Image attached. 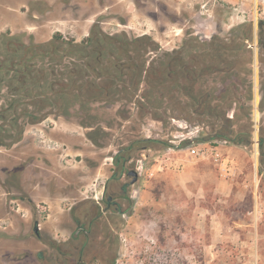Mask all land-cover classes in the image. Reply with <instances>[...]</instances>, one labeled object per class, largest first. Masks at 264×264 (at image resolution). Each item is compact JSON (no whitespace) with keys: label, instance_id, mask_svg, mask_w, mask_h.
<instances>
[{"label":"rangeland","instance_id":"rangeland-1","mask_svg":"<svg viewBox=\"0 0 264 264\" xmlns=\"http://www.w3.org/2000/svg\"><path fill=\"white\" fill-rule=\"evenodd\" d=\"M5 10L24 16L29 29H19V17L16 23L11 17L5 19L12 22L9 25L3 19V53L20 41L49 43L55 32L80 42L92 29L94 37H99L97 46H108L107 54L97 55L103 63L109 53L120 50L107 66L109 70L117 69V62L123 66L131 63L132 56L119 47V41L125 40L121 32L126 31L137 47L152 46V50H179L185 39L202 40L185 48L188 62L194 63L199 54H208L213 47L208 40L214 45L218 38H233L239 26L247 34L250 26L264 21V0H0L1 14ZM8 38L12 40L6 46ZM175 56L165 59L172 61ZM244 73L245 77H204L195 85L194 93L208 90L215 97L226 87L246 86L253 79L254 89L243 90L245 101L236 95L228 110L233 119L225 123H215V117L201 113L202 105L195 106L193 101L192 108L198 111L186 108L183 113L179 108L186 105L183 100L189 104V98L181 91L187 89L174 92L179 100L170 104L165 97L159 98V88L149 87L151 83L130 89L126 84L117 85L118 75L125 81L127 76L115 73L103 85L108 89L115 79L107 101L102 98L87 104V111L74 112L58 123L48 119L31 126L32 132L12 149H1L0 224L15 230L5 239L17 249L20 243L29 248L22 254L16 251L10 261L60 264L42 258L43 252L55 251L41 235L54 244L67 238L63 225L69 223V207L86 196H100L102 180L113 166L112 155L134 143L132 150L124 152L131 165L142 164L140 180L134 186V205L117 218L111 236L104 234L103 243L115 246L114 250L99 253L93 264H264V173L259 167V144L251 141L258 140L264 124V74L260 76L259 70ZM174 89L179 91L175 87L171 91ZM129 90L140 96L149 93L152 105L140 108ZM86 124L94 128H86ZM190 133L202 140L218 133L244 140L241 145L222 138L196 142L219 145L234 160L231 173H225L212 159L189 156ZM147 137L166 144L139 141ZM177 159L183 161L182 167L176 166ZM43 206L46 212L38 220L35 210ZM36 221L40 223L38 235Z\"/></svg>","mask_w":264,"mask_h":264},{"label":"flooded vegetation","instance_id":"flooded-vegetation-1","mask_svg":"<svg viewBox=\"0 0 264 264\" xmlns=\"http://www.w3.org/2000/svg\"><path fill=\"white\" fill-rule=\"evenodd\" d=\"M234 31L236 33L233 38H218L215 40L214 45L211 44L212 39L208 40L209 45L213 47H211L208 54L202 55H208V57L203 58H208L207 63H212L213 66L201 71L195 70L192 61L188 62L189 58L187 59L184 54L189 43L192 45L202 43V40L195 38H192V40L185 39L183 49L168 51L176 53V56L173 57L172 61H167L165 59L167 51L163 48L159 47L152 50V46L141 48L139 45L137 47L134 43L130 44L128 42L127 39L130 38L126 31L121 32L120 37L123 40L125 39V42L119 41V47L123 50H129L126 53L132 55L131 63L122 69L113 70H109L107 66L117 59L120 50L109 53L110 58L104 63L102 59L93 57L92 53L87 55L83 51L82 53L64 54L62 50H55L48 55L47 48H43L48 42L44 44L29 42L26 44L20 41L13 48H8L10 51L7 50L3 53L0 50V112H3V115L0 113V140L8 143V145L0 144V152L1 149L8 151L12 149L15 144L23 140L24 136L32 132V127H37L48 119L58 123L62 118H69L74 112L87 111V104L95 103L94 97L96 95L106 96V98H103V102L107 101L109 96L112 95L110 91L115 85V81L114 84L110 81L108 89L103 85L115 73L127 76V80L122 81V77L120 78L118 75L117 85L126 84L130 89L132 87L138 88L140 83H151L152 86L149 87L152 89L159 88L161 91L159 92V98L163 99L165 97L170 104L179 100L175 98L177 92L179 93L181 89H187L188 92L181 91L189 98V104L183 100L186 105L179 108L183 113H186V108H189L190 112H195L197 110L195 106L202 105L203 108H200L201 113H206L211 117L214 116L215 123L219 121L227 122L222 120L224 115L232 120L233 117L228 111L230 104L236 100L237 94L239 100H246V94L243 90L247 89L248 93L250 89H254L253 79H250L249 85L246 86L234 84V88L226 87L224 91L217 92L215 97L211 91L203 90L197 94L194 93L197 91L194 89L196 83L204 77H218L219 74H221V78L230 75L245 77L244 71L249 72L251 75L256 70L257 72L259 70L260 76L264 74V21H261L256 27L254 25L250 26L247 34L244 33V26H239ZM91 33L92 29L85 38ZM85 38L80 42H76V40L74 42L81 44ZM63 39L65 41L71 40L65 39L64 36ZM10 40L12 38H8L6 46L10 44ZM0 42H2L1 38ZM91 47L92 45H87L84 48L89 50ZM107 47L105 45L103 50L107 51ZM148 49L151 50L148 51ZM254 49L256 51L251 56L250 52ZM223 56L227 58L226 62H220V58ZM235 60L239 62L241 60L242 65L234 63ZM167 63L170 70L164 68ZM67 64L71 67H75V65L77 67L74 79L64 75V66ZM240 70H244L242 75L238 74ZM100 75L101 78H106L104 80L97 79L96 81V76L100 78ZM131 80H134V82ZM62 81H66L64 84L66 89L59 88L56 84L58 82L62 84ZM173 87L179 91H175V89L171 91ZM131 91L129 90V95L132 97V101L135 104L140 103V108L152 105L151 100H149V93L144 92L140 96L139 92L134 95ZM139 97H141V100ZM217 98L220 99V103ZM192 101L195 105L193 108ZM243 106L244 102L241 108ZM90 127L94 128L86 124V128ZM33 134H36V132L34 131ZM190 135L188 140L193 144L215 138H222V140H229L233 143V140L237 139L236 137L230 138L229 134L225 133H218L217 136L213 135L203 140L191 133ZM139 141H157L166 144L162 140L151 137ZM256 141L259 144V138ZM252 143H254V140H252ZM135 145L132 143L127 147L120 148L112 155L113 166L110 174L102 180L100 196L96 195L92 199L86 196L81 203L74 202L69 207V223L67 226L63 225V229L67 230L68 233L67 238L59 239L57 244H54L51 242V238L41 235L46 245L55 251L47 250L45 254L43 252L42 258L46 262L53 260L60 264H93L98 259L99 253H110L114 250L115 246L103 243V238L105 233L111 236L117 218L128 214L134 205V186L140 180L142 164L137 161V164L131 165V159L124 152L132 150ZM144 147L147 148L148 146L144 145ZM130 171H135L137 174L130 173ZM134 179L135 181H133ZM35 213L38 220L43 219L39 207L36 208ZM39 226V221H36L34 230L37 235L39 234ZM36 228L38 231H36Z\"/></svg>","mask_w":264,"mask_h":264},{"label":"trees","instance_id":"trees-1","mask_svg":"<svg viewBox=\"0 0 264 264\" xmlns=\"http://www.w3.org/2000/svg\"><path fill=\"white\" fill-rule=\"evenodd\" d=\"M92 35H89L87 38H85L81 44H77L74 42V39H71L69 41H65L63 39V35L62 33L60 32H56L53 36V40H51L47 45L43 46V48H47V54L49 55V53H53L55 50H63L62 52H64V54H68V53H71V54H74L76 52H85L87 55H91V53L93 54L92 56L95 57V58H100L99 56H97L98 54H106V51L103 50L102 48V44L99 48L98 45V38H95L93 33H91ZM106 40L107 39H112V37H109V36H105ZM141 38H144V37H141ZM139 38V39H141ZM105 40V41H106ZM128 42L130 44H133L134 42L133 41H129V39H127ZM87 45H92V47L87 50L85 49L84 47H86ZM52 49V50H51ZM119 50V49H118ZM45 52V51H43ZM129 52V50L127 51ZM174 55V53H170V52H166L165 53V56H172ZM129 56H132L131 54H129ZM202 56V57H200ZM198 60H196L193 64L195 67H193L195 70H205L207 68H211L213 66V64H209L207 63L206 60L203 59V57H206V55H198ZM211 59V58H210ZM220 62H226L227 61V58L225 56L221 57L220 58ZM171 61V60H169ZM217 63V62H216ZM234 63L238 64V65H242V62L240 60L239 61H234ZM119 65H117V69H122L124 68L125 66L121 65L120 63H118ZM237 65V66H238ZM184 66V65H183ZM127 67V66H126ZM76 65L75 67L74 66H69L68 64L66 66H64V75L68 76L69 78H73L74 79V75L76 74ZM165 69H169V65L168 63L165 65L164 67ZM102 76L100 75V78L99 76H96L95 80L97 81V79H100V80H104L106 77H103L101 78ZM122 81H125L124 79H121ZM61 81V80H60ZM66 83V81H62V84H60L59 82L56 83L58 84V87L61 88L63 87L64 89H66V87H64V84ZM96 84H98V82H96ZM106 84V83H105ZM110 84V82L108 83ZM113 84H114V80H113ZM100 98H95V101H98L102 98H106V96H98ZM209 105H210V102H209ZM211 111V110H210ZM2 115H3V112H0ZM223 121H231L230 118L226 115L223 116L222 118ZM16 122H18L16 120ZM94 142H96V140H93ZM235 144H245V141L244 140H233ZM252 141V140H251ZM249 142V141H248ZM0 144H5V145H8V143L6 142H3L0 140ZM259 157H260V172L261 173H264V124L260 126L259 128Z\"/></svg>","mask_w":264,"mask_h":264},{"label":"crops","instance_id":"crops-1","mask_svg":"<svg viewBox=\"0 0 264 264\" xmlns=\"http://www.w3.org/2000/svg\"><path fill=\"white\" fill-rule=\"evenodd\" d=\"M3 13H4V15H3ZM10 17L13 19V23H16V21H14V20L17 17H19L21 19L20 24H19L20 30L29 29L28 28L29 26L26 24V20H25L24 16H21L17 13L11 14V12L6 11V10L4 12H2V14L0 11V28H1V24H2L3 19L5 20L8 18L10 20ZM9 20H5L6 25H9L12 23V22L10 23ZM59 139L61 140V138H59ZM206 144H209V143H206ZM215 145H217V144H215ZM64 146H66L65 148H67V150H68V146L67 145H64ZM218 148L221 149L219 145H218ZM48 151H51V150H48ZM178 151H181V149L179 148ZM8 229H9V226H6L4 224H0V264H16L14 261L13 262L10 261V258H14L16 256V251H18L19 254H22V253L26 252V250L29 249L27 247V244H24V243H20L19 248L17 249L15 244L10 243V239H5V237L9 236L10 233H15L14 232L15 230H12V232H11ZM11 237H8V238H11ZM11 239H13V238H11ZM5 240H8V241H5ZM13 240H15V239H13ZM24 242H26V241H24ZM3 258H5V260H3Z\"/></svg>","mask_w":264,"mask_h":264},{"label":"built area","instance_id":"built-area-1","mask_svg":"<svg viewBox=\"0 0 264 264\" xmlns=\"http://www.w3.org/2000/svg\"><path fill=\"white\" fill-rule=\"evenodd\" d=\"M189 150L188 154L191 157L199 159H212L215 160L219 165L220 169L223 171L231 173L232 168L229 166L234 164V160H229V157H226L223 152L218 148V145L215 144H206V143H195L190 147L186 148V151ZM176 166L182 167L183 161L180 159L176 160ZM41 212L45 213L46 208L43 206Z\"/></svg>","mask_w":264,"mask_h":264},{"label":"water","instance_id":"water-1","mask_svg":"<svg viewBox=\"0 0 264 264\" xmlns=\"http://www.w3.org/2000/svg\"><path fill=\"white\" fill-rule=\"evenodd\" d=\"M254 142H257L258 143V141H255L254 140ZM130 173H134V174H137V172H135V171H130ZM136 179V178H135ZM135 179L133 180V181H135ZM36 231H38V229L36 228Z\"/></svg>","mask_w":264,"mask_h":264}]
</instances>
